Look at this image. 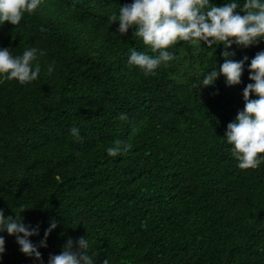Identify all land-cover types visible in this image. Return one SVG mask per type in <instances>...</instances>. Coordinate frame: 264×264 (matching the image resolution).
Here are the masks:
<instances>
[{
	"label": "trees",
	"instance_id": "trees-1",
	"mask_svg": "<svg viewBox=\"0 0 264 264\" xmlns=\"http://www.w3.org/2000/svg\"><path fill=\"white\" fill-rule=\"evenodd\" d=\"M126 3L45 0L20 25L0 26V46L13 55L46 52L36 81L0 84V209L15 216L23 204L24 222L40 225L37 243L51 219L60 222L40 249L45 264L81 236L95 264H264V164L240 169L224 137L264 40L233 46V59L249 58L240 85L221 76L200 87L224 48L195 42H179L176 59L146 77L128 64V50L146 46L109 23ZM116 141L131 150L108 156ZM3 235L0 264H39Z\"/></svg>",
	"mask_w": 264,
	"mask_h": 264
},
{
	"label": "clouds",
	"instance_id": "clouds-1",
	"mask_svg": "<svg viewBox=\"0 0 264 264\" xmlns=\"http://www.w3.org/2000/svg\"><path fill=\"white\" fill-rule=\"evenodd\" d=\"M45 0H0V26L5 22L18 26L25 14L32 15ZM240 11H237V9ZM241 12L244 14L242 15ZM119 22L117 33L126 35L134 29L132 37L140 39L146 46L143 51L135 47L128 50L129 66L138 67L147 76L156 75L161 66H167L176 59L171 49L181 41L198 43L207 48L223 45V63L203 74L200 87L214 86L223 76L227 86L242 83L245 65L249 58L235 60L233 49L249 48L264 40V0H226L216 5L212 0H131L120 5L119 13L109 17L113 25ZM40 31H46L41 27ZM46 52L35 47L23 54L13 55L8 47L0 46V84L5 80H16L20 84L36 81L41 73L38 62ZM216 61V65H217ZM248 79L253 81L243 88L244 109L228 123L224 137L231 145V155L238 161L240 169H257L264 164V50L256 53L247 63ZM55 71V61L47 66L51 75ZM255 96V98H252ZM121 120L127 119L121 114ZM71 136L81 142L80 128L73 126ZM131 144L116 141L106 152L110 157H120L130 151ZM27 208L18 204L12 211L15 216L6 215L0 209V261L6 252V238L3 233L14 236L19 250L27 257L45 264L42 248L48 247V237L59 226L55 218L49 221L43 238L34 242L31 237L40 235V225L24 222L23 213ZM87 236L78 239L69 237L59 254H50L46 264H95L96 253ZM107 264V261L105 262Z\"/></svg>",
	"mask_w": 264,
	"mask_h": 264
}]
</instances>
